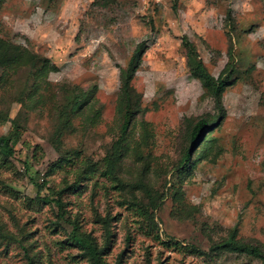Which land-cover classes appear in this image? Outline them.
Listing matches in <instances>:
<instances>
[{
    "label": "rangeland",
    "instance_id": "obj_1",
    "mask_svg": "<svg viewBox=\"0 0 264 264\" xmlns=\"http://www.w3.org/2000/svg\"><path fill=\"white\" fill-rule=\"evenodd\" d=\"M104 1L0 0V264H264V0Z\"/></svg>",
    "mask_w": 264,
    "mask_h": 264
},
{
    "label": "trees",
    "instance_id": "obj_2",
    "mask_svg": "<svg viewBox=\"0 0 264 264\" xmlns=\"http://www.w3.org/2000/svg\"><path fill=\"white\" fill-rule=\"evenodd\" d=\"M109 1H104V3H101L102 5H108ZM99 4V3H98ZM0 40V57L2 60L0 61V64H3L5 62H12V49L9 44H1ZM142 52V48H140L136 53L135 56L131 59V62L127 69L122 73V106L123 113L125 116V122L122 127V134L126 132L130 122L131 118L134 112L135 107V100L133 97V90L131 82L134 78V75L137 71V68L139 66V60L140 55ZM198 70L205 76V78L210 81L214 82V78L207 73L206 69L203 66V63L199 60L198 62ZM219 88V87H218ZM77 98V97H76ZM80 102H75L72 105V110H76L80 106ZM203 125L206 124L205 121L202 123ZM199 127V126H198ZM199 130H195L193 138L200 137V134L198 133ZM20 133L18 131V127L14 128V130L8 134V135H2L0 136V153L4 155L6 158L12 157L15 153V146L17 142L19 141ZM118 152L116 151L115 154ZM190 153L187 155L186 161L189 160ZM43 189L42 185H39V192H41ZM45 202H51L52 200L48 197H44L43 199ZM57 205L62 208L61 201H55ZM71 240L74 244L78 245L82 250L86 251L92 258L94 264H107L103 261V257L101 256V251L98 250L96 244L92 242L91 239H87L84 237H81L80 235L73 234L71 236ZM228 249L232 250L237 253H246L252 256H255L257 258H260L264 260V248L260 247L258 245H251L248 243H241L239 240H237L236 235H232L230 238H228L226 241H224L221 244H218L216 247H214V250H223Z\"/></svg>",
    "mask_w": 264,
    "mask_h": 264
}]
</instances>
